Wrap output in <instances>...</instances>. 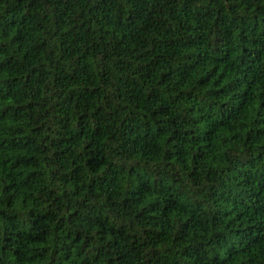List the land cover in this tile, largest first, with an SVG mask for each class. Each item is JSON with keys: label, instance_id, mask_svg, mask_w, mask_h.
I'll list each match as a JSON object with an SVG mask.
<instances>
[{"label": "trees", "instance_id": "trees-1", "mask_svg": "<svg viewBox=\"0 0 264 264\" xmlns=\"http://www.w3.org/2000/svg\"><path fill=\"white\" fill-rule=\"evenodd\" d=\"M0 264H264V0H0Z\"/></svg>", "mask_w": 264, "mask_h": 264}]
</instances>
